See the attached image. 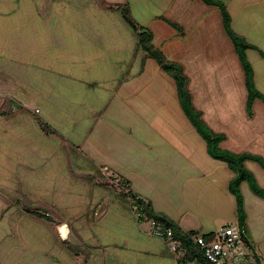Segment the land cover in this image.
Returning a JSON list of instances; mask_svg holds the SVG:
<instances>
[{
    "label": "crops",
    "instance_id": "obj_1",
    "mask_svg": "<svg viewBox=\"0 0 264 264\" xmlns=\"http://www.w3.org/2000/svg\"><path fill=\"white\" fill-rule=\"evenodd\" d=\"M92 1L99 4L0 0L1 93L23 106L0 114L10 123L0 129L5 145L48 148L49 155L59 150L69 165L78 160L85 173L107 167L186 230L204 234L238 222L230 190L235 172L209 153L181 106L175 79L146 55L138 33L110 4H129L139 24L154 31L155 44L184 65L195 106L215 132L227 135L221 147L264 157V100L256 98L249 114L245 71L221 10L203 0ZM221 1L234 31L257 46L247 56L264 95V0ZM161 16L180 24L182 32ZM17 77L19 84L11 83ZM37 117L63 137L40 132ZM19 159L28 166L27 157ZM245 164L264 188V167L254 160ZM241 189L251 247L264 258V197L247 181ZM134 222L143 236L155 235L137 217Z\"/></svg>",
    "mask_w": 264,
    "mask_h": 264
},
{
    "label": "rangeland",
    "instance_id": "obj_2",
    "mask_svg": "<svg viewBox=\"0 0 264 264\" xmlns=\"http://www.w3.org/2000/svg\"><path fill=\"white\" fill-rule=\"evenodd\" d=\"M8 1L48 4L52 0ZM89 1L74 0V4H99ZM114 14L121 17L118 11ZM16 79L11 83L19 84ZM3 85L0 81V113L5 109ZM16 91L19 97L20 89ZM5 119L0 117L1 130L10 125ZM39 125L34 123L41 132ZM4 140L0 134V264H178L160 236L140 234L131 197L119 183L101 173L93 182L78 160L76 166L69 165L59 150L49 155L48 148L27 150L19 142L9 147ZM19 157H27L28 166L22 167ZM103 203L105 209L98 215ZM24 206L40 208L51 219L29 213ZM150 223H142L148 232L153 230ZM153 248L161 255H154Z\"/></svg>",
    "mask_w": 264,
    "mask_h": 264
},
{
    "label": "trees",
    "instance_id": "obj_3",
    "mask_svg": "<svg viewBox=\"0 0 264 264\" xmlns=\"http://www.w3.org/2000/svg\"><path fill=\"white\" fill-rule=\"evenodd\" d=\"M203 1L209 5L218 6L221 10L225 29L235 45L236 52L239 55L240 61L245 71L246 84L248 88L247 105L249 114H251V107L253 105L254 100L256 98L264 100V95L256 88L254 80V67L247 56V50L250 48L257 49V46L248 42L245 37L234 31V29L232 28V16L227 8V5L223 1ZM102 2L104 4L107 3L105 0H102ZM110 7L120 10L123 19L129 24L131 28H133L138 33L140 48L146 52V55L154 58L161 65V67L175 79L181 106L183 107L189 119L196 126L198 131L206 139L209 153L214 158L225 161L235 172L234 177L230 181V190L233 192V194H235L237 199L238 224L243 230V236L246 241L251 246H253L247 231V211L245 208V198L241 189V184L242 182L247 181L250 185L251 190L255 194L264 197V188L258 182L255 174L250 169H248L245 164L246 160H254L259 162L264 167V157L251 152L237 153L221 147L220 144L223 140L226 139L227 135L225 133L215 132L203 119V112L195 106L193 101V94L190 89V77L185 71L184 65L180 62L169 59L164 53V51L155 44L154 31L150 27L139 24V22L132 15L129 4L115 3L110 4ZM161 18L166 20L169 24H171L173 27L177 28L180 32H182L183 28L180 24L166 16H161ZM4 103L5 104L3 105L5 109L0 113L4 116L10 115L14 111H16L15 109H20L23 107L21 105L13 103L12 100L8 98L5 100ZM37 119L39 121L42 131L45 134L61 136V134L48 122L44 121L40 117H37ZM98 173H101L104 177L116 181L123 187L126 193L131 197V204L132 207H134V212L139 222L145 220H154L157 222L165 223L168 227L172 229L174 236L181 242V247L186 250L185 257L188 262H195L196 264H209V262L205 259L203 250L201 249L199 244L196 243L194 240V236L199 234V232L195 230L184 229L171 216H169L163 211L157 210L150 199L141 196L133 190L130 185V182L126 178L113 173L110 176H107L105 175V173H103L102 169H100ZM98 173H86V175L88 179L94 182V180L96 179L95 177L98 175ZM24 209L34 215H38L46 219H51L49 217V214L44 211L42 212L40 208L24 206ZM213 232L204 234L210 237ZM256 257L259 261L264 262V258L262 257V255L256 253Z\"/></svg>",
    "mask_w": 264,
    "mask_h": 264
},
{
    "label": "built area",
    "instance_id": "obj_4",
    "mask_svg": "<svg viewBox=\"0 0 264 264\" xmlns=\"http://www.w3.org/2000/svg\"><path fill=\"white\" fill-rule=\"evenodd\" d=\"M103 173L110 174L107 167L102 168ZM154 233L165 240L169 250L174 254L178 264H196L186 260V250L181 242L174 236L170 227L163 222L150 221ZM204 252L209 264H263L256 257L251 245L243 236V230L238 222L228 223L214 231L210 237L199 233L194 236Z\"/></svg>",
    "mask_w": 264,
    "mask_h": 264
},
{
    "label": "water",
    "instance_id": "obj_5",
    "mask_svg": "<svg viewBox=\"0 0 264 264\" xmlns=\"http://www.w3.org/2000/svg\"><path fill=\"white\" fill-rule=\"evenodd\" d=\"M105 203H103L101 206H100V208H99V210H98V215H100L102 212H103V210L105 209Z\"/></svg>",
    "mask_w": 264,
    "mask_h": 264
}]
</instances>
